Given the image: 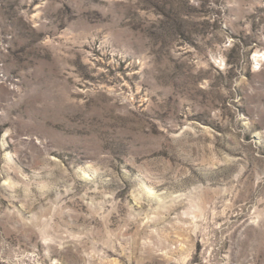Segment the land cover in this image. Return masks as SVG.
Instances as JSON below:
<instances>
[{
    "label": "rangeland",
    "instance_id": "1",
    "mask_svg": "<svg viewBox=\"0 0 264 264\" xmlns=\"http://www.w3.org/2000/svg\"><path fill=\"white\" fill-rule=\"evenodd\" d=\"M0 264H264V0H0Z\"/></svg>",
    "mask_w": 264,
    "mask_h": 264
}]
</instances>
